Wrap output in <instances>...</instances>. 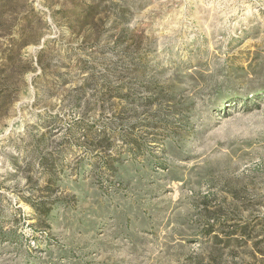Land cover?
I'll list each match as a JSON object with an SVG mask.
<instances>
[{
  "label": "rangeland",
  "instance_id": "obj_1",
  "mask_svg": "<svg viewBox=\"0 0 264 264\" xmlns=\"http://www.w3.org/2000/svg\"><path fill=\"white\" fill-rule=\"evenodd\" d=\"M0 264H264V0H0Z\"/></svg>",
  "mask_w": 264,
  "mask_h": 264
}]
</instances>
